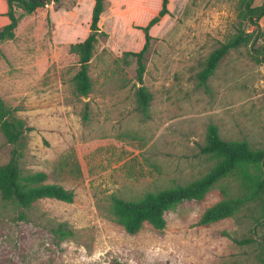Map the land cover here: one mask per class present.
<instances>
[{
  "label": "rangeland",
  "instance_id": "rangeland-1",
  "mask_svg": "<svg viewBox=\"0 0 264 264\" xmlns=\"http://www.w3.org/2000/svg\"><path fill=\"white\" fill-rule=\"evenodd\" d=\"M47 3L33 14L19 9L16 38L0 43V97L27 127L24 173L45 172L48 183L76 197L23 210L0 194V264H261L258 206L199 225L223 187L238 194L233 181L218 184L202 203L170 211L162 232L147 225L130 235L112 212L113 197L139 200L205 176L214 165L200 150L210 123L225 140L264 149V62L253 57L264 43L231 51L207 87L198 79L238 28L255 30L241 24L240 1L170 0L171 15L151 29L145 59L148 116L138 109L137 61L124 53L143 48L138 27L158 14L162 0H106L100 28L108 35L93 53L88 97L76 91L80 66L69 44L90 33L91 2L63 0L55 17L56 5ZM260 24L264 31V17ZM12 149L0 130V165ZM61 224L71 231L62 242L54 234Z\"/></svg>",
  "mask_w": 264,
  "mask_h": 264
},
{
  "label": "trees",
  "instance_id": "trees-1",
  "mask_svg": "<svg viewBox=\"0 0 264 264\" xmlns=\"http://www.w3.org/2000/svg\"><path fill=\"white\" fill-rule=\"evenodd\" d=\"M56 10L63 0H52ZM239 19L243 25L255 27L253 32L238 28L227 41L220 44L208 57L203 70L198 74L199 84L207 87L209 80L215 75L221 61L233 50L252 43L255 47L259 41L264 43V31L260 21L264 17V3L255 6L256 0H239ZM8 12L6 16L10 23L0 30V43L16 38V29L21 21L17 13L20 9L26 14H33L38 9L48 5L39 0H6ZM106 0H95L88 37L77 43L69 44V52L78 59L80 69L74 81L76 91L82 97H88L92 92L90 64L96 44L101 35L108 34L101 30L100 21L105 11ZM170 0H162L161 9L147 26L142 29L145 36L143 48L138 52L128 51L125 57H133L137 61V90L138 109L148 116L152 95L144 85L146 73V54L151 41V29L159 25L166 16H170ZM50 20V18H49ZM262 45V44H261ZM253 56L264 62L259 55H264V46H259ZM0 130L8 144L13 146L10 160L0 165V194L2 199L15 208L30 210L42 201H57L73 203L75 193L58 184L48 183L45 172L25 174L22 161L25 158L26 124L23 119L14 116V110L0 97ZM201 153L214 161L213 167L203 177L186 185H178L157 192H149L139 200H126L113 197L112 212L130 235L138 234L145 226L162 232L167 228V215L173 209L185 203L204 202L214 188L223 182H235L238 194L222 188L223 198L208 207L200 217L199 225L211 227L220 222L233 218L242 209L256 205L260 208L257 220H264V149H255L247 140L228 141L222 138L220 129L215 123H210L205 144L200 147ZM23 213V212H22ZM55 236L64 241L71 231L66 224H61L54 230ZM248 243L253 240H246ZM261 264H264V235L261 241Z\"/></svg>",
  "mask_w": 264,
  "mask_h": 264
},
{
  "label": "crops",
  "instance_id": "crops-1",
  "mask_svg": "<svg viewBox=\"0 0 264 264\" xmlns=\"http://www.w3.org/2000/svg\"><path fill=\"white\" fill-rule=\"evenodd\" d=\"M78 2H82V0H78ZM90 2H91L90 18H92V10H93V7L95 5V0H90ZM50 7L51 6H49V9L51 10ZM59 10H63V9H59ZM59 10H57V11L55 9L51 10L52 16L55 17V15L57 14V12ZM7 12H8V4H7L6 0H0V29H2L4 26H6L10 23L9 18L6 16ZM101 21H102V19H101ZM101 21H100V27L102 25ZM88 34L85 36V38L88 36ZM85 38H84V40H85Z\"/></svg>",
  "mask_w": 264,
  "mask_h": 264
},
{
  "label": "water",
  "instance_id": "water-1",
  "mask_svg": "<svg viewBox=\"0 0 264 264\" xmlns=\"http://www.w3.org/2000/svg\"><path fill=\"white\" fill-rule=\"evenodd\" d=\"M41 3H44V2H49V1H52V0H39Z\"/></svg>",
  "mask_w": 264,
  "mask_h": 264
}]
</instances>
